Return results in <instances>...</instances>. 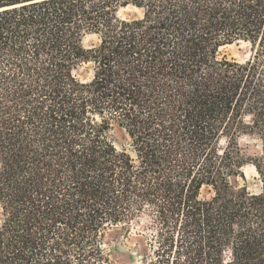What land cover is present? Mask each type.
<instances>
[{
    "label": "trees",
    "instance_id": "trees-1",
    "mask_svg": "<svg viewBox=\"0 0 264 264\" xmlns=\"http://www.w3.org/2000/svg\"><path fill=\"white\" fill-rule=\"evenodd\" d=\"M143 221L146 263L264 264V0H0V264H123Z\"/></svg>",
    "mask_w": 264,
    "mask_h": 264
},
{
    "label": "rangeland",
    "instance_id": "rangeland-1",
    "mask_svg": "<svg viewBox=\"0 0 264 264\" xmlns=\"http://www.w3.org/2000/svg\"><path fill=\"white\" fill-rule=\"evenodd\" d=\"M137 9L138 8L132 6L122 9L120 16L124 18L141 16L142 10ZM98 41V36L88 35L84 40V45L89 49L94 44L98 43ZM221 54L229 59L245 62L251 58L253 51L249 42L240 40L221 48ZM93 72V62H81L74 70V74L77 78L83 81H89L93 76ZM109 136L115 142L119 150L126 149L134 154L130 138L123 128L115 126L114 129L109 132ZM241 144L247 155L256 156L261 152V143L255 136H244L241 140ZM231 182L237 188L247 186L252 193H258L261 189V181L256 167L252 164H247L243 169V175L232 177ZM204 193H207V191L204 190ZM146 224L147 221H143L141 225L134 223L129 227V232L127 231V233L122 227L109 230L107 241L111 243L112 246L110 247L112 248L113 256L118 262L123 264H150L144 261V256L150 254L144 237Z\"/></svg>",
    "mask_w": 264,
    "mask_h": 264
},
{
    "label": "snow or ice",
    "instance_id": "snow-or-ice-1",
    "mask_svg": "<svg viewBox=\"0 0 264 264\" xmlns=\"http://www.w3.org/2000/svg\"><path fill=\"white\" fill-rule=\"evenodd\" d=\"M28 2L31 3V2H33V0H28ZM23 6H25V5H21L19 3H15V4L11 5L12 8H19V7H23Z\"/></svg>",
    "mask_w": 264,
    "mask_h": 264
}]
</instances>
